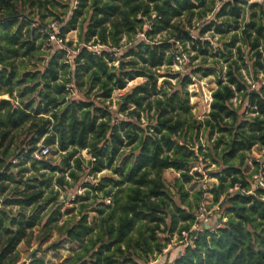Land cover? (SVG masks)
Returning a JSON list of instances; mask_svg holds the SVG:
<instances>
[{"label": "trees", "instance_id": "trees-1", "mask_svg": "<svg viewBox=\"0 0 264 264\" xmlns=\"http://www.w3.org/2000/svg\"><path fill=\"white\" fill-rule=\"evenodd\" d=\"M74 2L0 0V97L9 96L0 99V264H17V247L37 227L41 242L56 232L45 251L76 245L59 264H149L183 232L189 244L170 264H264V187L251 181L264 176V160L247 174L249 154L264 149V2ZM53 23L63 39L78 26L71 60L66 50L43 51L53 46ZM207 34L222 45L213 47ZM97 45L100 54L90 49ZM211 50L212 66L172 71L181 53ZM163 66L171 72L160 75ZM198 72L216 77L202 120L187 90ZM136 77L144 82L124 95L117 113L105 105ZM43 147L55 157L37 159ZM104 169L112 175L97 180ZM166 171L178 177L168 183ZM207 176L215 180L207 190L186 189ZM76 185L86 190L58 200ZM206 194L221 220L193 236ZM66 203L77 205L59 223ZM40 251L28 264H47Z\"/></svg>", "mask_w": 264, "mask_h": 264}, {"label": "rangeland", "instance_id": "rangeland-1", "mask_svg": "<svg viewBox=\"0 0 264 264\" xmlns=\"http://www.w3.org/2000/svg\"><path fill=\"white\" fill-rule=\"evenodd\" d=\"M73 2L75 0H72ZM256 0H249V3L255 2ZM75 4V2H74ZM51 21V20H50ZM56 30H59L57 27ZM78 34H79V29L78 26L76 29L70 30L66 35H65V48L69 49V53L72 52V48L75 49L77 46H79L78 43ZM207 39L210 41L211 45L215 48L218 47V45H222L223 40L219 36L212 37L210 34H207ZM159 38V37H158ZM70 42L72 43V47H68L67 43ZM64 48V47H63ZM55 49L58 51L59 47H55L54 45H45L43 48V51L48 53L49 55L53 54L55 52ZM189 49V48H188ZM217 49H215L216 51ZM76 51V50H75ZM180 51H182L180 49ZM59 53L61 51H58ZM212 50L209 55L203 57L201 54L194 52L190 53H181L180 55H184L183 60L185 61V64L183 65H173L171 67L172 71L178 72L179 74L186 75L189 73L190 69L186 70L187 65H201L204 64L205 67L212 66L214 64V61H216L218 58H213L211 57ZM214 53V52H213ZM194 55V57L197 55V58L194 60V63L190 62L191 57ZM117 57H121V51L117 50ZM203 58L206 59V62H203ZM68 59V58H67ZM127 60V59H126ZM60 62H63V60L59 59ZM219 66L220 69L221 67L223 70L225 69V63L222 60H219ZM65 63L67 62L64 61ZM121 62V61H120ZM116 66H120L119 62L115 63ZM171 72L170 69H167V67L163 66L161 69L158 71L160 75H165L166 73ZM244 75L248 79L250 83H252V77L247 75L246 71L243 70ZM258 79H263L262 74L257 75ZM165 78L162 76L159 78V85L162 84L163 80ZM194 84L190 85L187 87V90L189 91L190 95V103L192 105V112L194 113L195 117L197 119H204L207 117L208 112L210 111V104L212 101V92L216 89V77L214 75H208L204 77L201 72H198L194 78ZM173 84L176 83V78L171 80ZM144 82L143 78L136 77L132 80H128L126 87L122 90L116 91L113 93L112 97L109 100H106L104 103L106 106H108L111 110L115 111L117 113L118 109L120 108V101L124 97V95L128 92H130L134 87L137 85H140ZM93 94V93H92ZM92 94L89 96L91 97ZM72 97H83L82 94L78 93H71ZM0 99H9L8 95H4L0 97ZM103 101V99H101ZM234 104H238L236 99H234ZM120 118L124 117L123 115H120L119 113L117 114ZM144 122V121H143ZM43 141H40V145H42ZM50 149L52 150V146H50ZM50 150L49 156L50 157H55L52 154V151ZM81 155L85 157L86 159L89 158V155L87 154V151H82ZM264 160V150H259V149H254L250 154H249V159L247 162V174H253L255 171V166L253 164L254 161H263ZM29 165V164H28ZM27 165V166H28ZM198 166V165H197ZM213 168V167H211ZM33 173L32 171L27 173L24 177H29ZM112 175L111 170L109 169H104L101 173H98L96 175V179L99 180L103 176H109ZM178 177V173L172 172V171H166L164 174V178L168 183H172L176 178ZM208 177V176H207ZM204 177L202 180H197L191 185H188L186 189H189L191 191L198 190V189H204L207 190L211 184L215 183L214 179ZM93 176H87L85 178V182L87 181H96ZM253 186L255 187V183L253 181V178L251 179ZM55 189H58L55 187ZM86 190L85 187H81L80 185H76L74 188L66 190V191H60V195L58 200H64V198L67 196L68 199L74 200L76 195L82 194ZM204 201L202 203V207L205 209L204 216L202 218H199L197 221V225L192 229L195 232L200 230L202 227H205L208 225V228H215L218 224V222L221 220V212L218 210V206H211V200L212 196L210 194H206L204 197ZM77 204H71V203H66L65 208L62 209V216L59 219V223H61L63 220L67 219L70 217L71 214H67L65 209L76 206ZM17 207H13V210H16ZM75 213V212H74ZM91 219L93 215L90 216ZM224 219L223 221H225ZM41 232V227H37L34 230V234L30 238L29 244H27V240L25 242H22L18 247L17 250L20 253V259L17 264H28L29 263V256L32 253L37 252L38 250H41L38 253V256H42L47 264H59L60 263V258L64 260L67 258L70 254L74 252V249L76 248V245L74 246L71 245L70 243H64L62 246H60L56 251H45L46 248L50 243L56 240L57 235L56 232L53 233V236L48 240V242H41L39 240V234ZM188 243V237L186 238H180L178 234H174L173 238L170 241V244L168 245L167 249L163 252L162 255L157 256L153 261H151L149 264H170V262L178 255L182 254L184 252L185 247L187 246Z\"/></svg>", "mask_w": 264, "mask_h": 264}, {"label": "built area", "instance_id": "built-area-1", "mask_svg": "<svg viewBox=\"0 0 264 264\" xmlns=\"http://www.w3.org/2000/svg\"><path fill=\"white\" fill-rule=\"evenodd\" d=\"M256 1L264 2V0H256ZM56 28H57V26H56L55 23L50 25L49 30H48L49 41L55 47H59L58 51L66 50L67 51V58L69 60H71L72 59V55L77 54V51L72 50V52L69 53V49L65 48V40L59 36V30H56ZM140 36L143 37V35H140ZM102 48H104V46H102V45H97V46L90 47V49H92L95 54H100V50ZM57 53H59V52H57ZM183 57H184V55L177 56L176 60H175V65H180L181 66V65L185 64V61L183 60ZM49 153H50V149L48 147H43L40 151L35 153V157L37 159H41L43 157H47L49 155ZM14 163H16V161ZM252 178H253V181L255 183V186L264 187V176H263L262 173L256 174ZM204 213H205V209L203 207H201V209H200V211L198 213L197 221H198L199 218H202L204 216ZM196 225H197V222L194 225V227ZM195 235L196 234L193 233V236H195ZM182 237L183 238H185V237L187 238L188 237V243H187V245H188L189 244V234L187 232H183L182 233Z\"/></svg>", "mask_w": 264, "mask_h": 264}, {"label": "clouds", "instance_id": "clouds-1", "mask_svg": "<svg viewBox=\"0 0 264 264\" xmlns=\"http://www.w3.org/2000/svg\"><path fill=\"white\" fill-rule=\"evenodd\" d=\"M230 191H235V189H230Z\"/></svg>", "mask_w": 264, "mask_h": 264}, {"label": "water", "instance_id": "water-1", "mask_svg": "<svg viewBox=\"0 0 264 264\" xmlns=\"http://www.w3.org/2000/svg\"><path fill=\"white\" fill-rule=\"evenodd\" d=\"M206 228H208V225L206 226ZM29 259H30V256H29Z\"/></svg>", "mask_w": 264, "mask_h": 264}]
</instances>
